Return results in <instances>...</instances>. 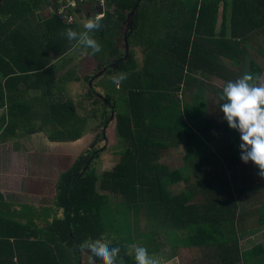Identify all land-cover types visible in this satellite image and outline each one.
I'll use <instances>...</instances> for the list:
<instances>
[{"label": "trees", "instance_id": "16d2710c", "mask_svg": "<svg viewBox=\"0 0 264 264\" xmlns=\"http://www.w3.org/2000/svg\"><path fill=\"white\" fill-rule=\"evenodd\" d=\"M136 2L105 0L100 37L117 34ZM144 2L159 5L148 4L139 12V2L126 28L128 38L137 32L134 47L142 48V57L132 47L107 74H126L118 86L126 110H117L114 92L103 95L109 102L103 103L92 88L85 89L83 99L102 108L101 121L90 143L57 176L53 201L63 217L44 226L50 238L39 237L38 229L29 230L1 212L5 203L0 193V264H12V257L18 264H62L61 246L103 264L79 247L97 238L121 248L117 264H135L124 241L138 231L145 241H155L149 255L161 250L156 241L162 231L167 237L176 234L183 248L207 252L211 264H264L258 257L263 246L246 251L239 246L249 231L264 228V179L250 177H261L259 169L251 161L242 162L240 134L219 110V95L228 81L250 73L257 82L264 72V0ZM47 3L0 0V143L7 136L43 131H49L50 141H76L86 127L87 117L62 93L53 72V62L77 44L62 33L68 28L84 31L85 19L63 23L57 6L42 18L39 11ZM108 47L109 55L117 53L113 40ZM74 80L84 84L88 78ZM108 105L112 120L111 112H104ZM118 141L121 148L112 151ZM171 147H178L187 170L161 161ZM107 152L110 160L112 153L116 159L97 175L95 165L108 158ZM180 181L186 184L176 191L173 186ZM109 207L117 223L104 226ZM123 215L130 221L117 226ZM121 229L126 236L117 235Z\"/></svg>", "mask_w": 264, "mask_h": 264}, {"label": "rangeland", "instance_id": "374dc122", "mask_svg": "<svg viewBox=\"0 0 264 264\" xmlns=\"http://www.w3.org/2000/svg\"><path fill=\"white\" fill-rule=\"evenodd\" d=\"M151 4L153 7H158V2L154 3H147L144 1H140L139 4V12H143L145 6ZM96 6L92 1L87 2V7H94ZM149 15V14H148ZM220 15H221V7H219V17H218V23L220 22ZM91 15H89L90 17ZM218 30V28H217ZM137 33V32H136ZM133 34L134 36L129 37V43L130 46H135L138 39V34ZM146 34V33H143ZM90 35H93L97 42L101 45V51L96 53L95 55L91 54L90 48H85L80 45H76L71 51H69L67 54L62 56L61 58L55 60L53 62V72H55V76L58 79V86L61 89L62 93L64 92L67 94L68 98L71 99L74 103H76V108L81 116L87 117V124L86 127L81 134V136L76 141H57L58 143H51L49 142V146L46 143V146L40 143L39 137H42V135L48 139L51 140L50 134L48 135L49 131H43V133L34 134V136H30L32 138H28L30 142L37 143L36 150L33 149L28 156V159H32V165L31 168H33V163L36 162V170L34 178L30 175H22V181L20 182L24 188L31 186L30 192L31 194H23L21 190V194H23V198H19L14 200L13 207H14V214H18L19 216H25V221L18 220V223L27 225L30 230L35 228L38 229L39 232H37V236L42 238H50V230L49 228H45L44 224H49L54 219H61L62 211L60 207L54 203L53 201V193L55 192V183L57 180L58 172L59 170H63L67 168L71 160L78 154V152L83 149L86 145H88L92 139L93 131L100 123V114L102 111V108H100L98 105H90L88 102H86L83 99L85 89L87 88L85 83L83 84L82 80L79 83L73 84V85H66V82L70 80V78L74 76H78L80 78L82 75V70L85 68L84 66H80V61L82 58L87 57L86 55L90 57H94L98 61H105L109 57L110 49L108 47L109 41H114L115 34L109 33L105 34L102 37H100L101 33L100 30L94 31L90 33ZM136 48V49H135ZM133 48L134 51L136 50V55L138 57H142V54H140L141 47H135ZM261 48L264 50V45H261ZM261 64L264 66V57L260 58ZM69 75L67 77V75ZM264 74V72H263ZM112 75H102L98 77L93 83L91 84L92 92L103 96L105 94L114 92L115 95V103L117 106V110L120 112H124L126 110V107L124 103L122 102V99L120 96H122L121 91L119 90V87L116 83L113 82ZM257 83H254L256 85L264 84V75L263 78H261ZM116 84V87H115ZM221 83H217L219 85ZM67 88V89H66ZM117 90V91H116ZM118 95H120L118 97ZM75 99V100H74ZM86 103V104H85ZM118 111V113H119ZM38 125V124H37ZM19 143V140H16ZM28 140L24 141L21 140V146H18L17 148H10V149H0V164H3V166H0V172L1 175H4L5 172L4 169L7 167L8 169L12 168L13 171L23 173L21 172V162L23 161L22 154L19 153V151H16V149L28 145ZM119 143H116L115 145L111 146L112 151L116 150L118 151L121 146L122 142L118 141ZM10 147V145H9ZM13 147V146H12ZM16 151V152H14ZM24 151H27L26 149ZM9 152V154H8ZM26 153V152H24ZM112 153V152H111ZM27 154V153H26ZM29 154V153H28ZM102 154V153H101ZM108 154V152H107ZM100 156V155H99ZM101 158V157H100ZM116 159V155L112 153V159L110 160V154H108V158H101L95 165V172L97 175H100L101 171H103L104 168H110L113 165V162ZM68 161V162H66ZM162 162L168 163L171 169L174 168H181L182 170H187L183 167V163L181 162V155L179 152L178 147L173 148L171 147L167 153L161 158ZM66 162V163H65ZM11 171V172H13ZM10 172V173H11ZM192 173L191 171L189 174ZM24 174V173H23ZM188 174V173H186ZM33 175V173L31 174ZM191 177V176H190ZM262 178H257L255 181L260 180ZM190 178L186 182H188ZM180 184L173 186L176 191L179 188H183L186 184L184 181H180ZM7 185V184H6ZM9 185V184H8ZM7 185V186H8ZM179 187V188H178ZM16 189L17 186H16ZM18 192V191H17ZM262 192H260L261 194ZM112 200V199H111ZM114 200V199H113ZM114 209L117 210V206H113ZM112 207H109L108 211L104 213V216L108 215V218L103 219V225L109 226L108 222H116V219L112 218L111 215ZM120 220L117 226L123 225L127 221H130V219ZM43 222V223H37V222ZM45 228V229H44ZM43 229V230H40ZM161 231V230H160ZM116 230L113 231L115 233ZM141 233L138 231V234H135L134 239H131L130 241H124V243L128 245L137 244L139 246L145 247L147 250H152V248L155 246V241H145V235H140ZM143 234V233H142ZM117 235H120L121 237L126 236V230H119ZM176 234L171 235L170 237H167L164 232L159 233V241H156L157 245L160 244L161 249L163 250L159 255L158 254H151L159 257L163 264H211L209 262L210 255L206 252L204 253L202 249L198 248H183L182 245L176 241ZM254 232L249 231V234L246 237H243L240 241H254ZM56 244L59 242L56 239ZM61 255L63 256V263L62 264H95L90 257L83 251L75 253L71 249H67L65 246H61ZM79 251V250H78ZM134 256V253L131 254ZM119 264H124L120 262Z\"/></svg>", "mask_w": 264, "mask_h": 264}, {"label": "clouds", "instance_id": "9594fccd", "mask_svg": "<svg viewBox=\"0 0 264 264\" xmlns=\"http://www.w3.org/2000/svg\"><path fill=\"white\" fill-rule=\"evenodd\" d=\"M104 11L101 12V16L97 15L99 13L93 14L85 3L82 8L76 10V18L85 19L91 15V18L83 23L84 31L77 32L68 28L62 35L69 41H76L78 45L90 48L91 54L95 55L102 49L90 33L100 29ZM112 79L119 86L126 79V74L117 73ZM253 80L252 74L245 73L235 81H228L219 95V100L223 101L219 104V110L223 113V119L227 121L228 126L240 134L239 149L242 162H253L259 169L258 175L264 177V84L256 85L252 83ZM79 247L89 250L103 264H117V258L121 253L118 245L110 246L102 238L86 240ZM126 253L129 255L134 253L135 264H163L159 257L149 255L145 247L137 244L128 245Z\"/></svg>", "mask_w": 264, "mask_h": 264}, {"label": "crops", "instance_id": "0c3cea01", "mask_svg": "<svg viewBox=\"0 0 264 264\" xmlns=\"http://www.w3.org/2000/svg\"><path fill=\"white\" fill-rule=\"evenodd\" d=\"M103 5H104V7H102V9H100L98 6L90 7L92 13L94 14V13H101V12H103L105 10V8H107V4H105V0L103 2ZM46 6L47 7H45V9L39 11L40 16L42 18L48 17L50 15L51 8H52L53 4L49 1V3H47ZM87 15H89V13H87ZM98 15L101 16L102 14H98ZM90 18H91V16L85 18V20L81 23L82 28H83V23L87 19H90ZM132 47L135 48L134 46H132ZM91 59L93 60L94 57H91ZM261 66L264 68V66L262 64H261ZM263 75L264 74L262 73L261 78H263ZM76 77H78V76H74V77L70 78V80L66 82V85H73V84L79 83L80 81H75L74 80V78H76ZM261 78L259 79V81L260 80L262 81ZM259 81H257V82H259ZM257 82H252V83H257ZM221 85L222 84H219L218 86L221 87ZM212 112H216V111H212ZM16 132H13V133H16ZM39 133H43V132H38V133H35V134H39ZM9 134H11V132L7 133L6 135H9ZM30 136H34V134L25 135L23 137L17 136V135L14 136V137L7 136L5 138V140H4V142L3 143H0V149H4V148L5 149H10V148H17L18 146H21V144H20V145H18L16 147V143H17L16 140L17 139L19 140V143H21V140H24V141L28 140L27 141V143H28L27 146L24 145V146L16 149V151H19V153L22 154V156H23V161L21 162V166H22L21 167V172H23L24 174L23 173L16 172V171H13L12 168L8 169L7 167H5V169H4V171H5V172H3V173H5L4 175H1L2 172H0V193L2 195V200L1 201L5 203V205L1 209V212L5 213L12 220L17 221V222H18L19 219L21 221H25L26 217L25 216H19L18 214H14L13 202L16 199L23 198V194H31L30 189L32 187V185L31 186H28L26 188L23 187V185L20 183L22 181V179H23L22 178V175H24V176L25 175H30V176H32V178H34V175L36 174L35 173V170H36V162L33 163V168H31L32 159H28V156L30 155V153H31V151L33 149L36 150L37 143H35L34 141L33 142H30L29 139L32 138ZM39 140H40V143L43 144L44 146H46V143L48 144L49 142L51 143V145H52V143H58L57 141H49L43 135H42V137H39ZM65 142H67V141H65ZM9 145H10V147H9ZM48 146H49V144H48ZM25 149L27 151H24ZM16 151H14V152H16ZM24 152H26L27 154L24 153ZM8 154H9V152H8ZM66 162H68V161H66ZM0 166H3V164H0ZM244 168H247L249 170L248 167H245L244 166ZM11 171H13V172H11ZM59 172H60V170H59ZM32 173H33V175H31ZM253 175H251L250 177L256 180L258 177L255 176V175L253 176ZM259 178H262L260 180H263L264 179V177H259ZM6 184L7 185L9 184V185L7 186ZM16 186H17L18 189H16ZM22 188H23V190H22ZM21 190H22L23 194H21ZM54 194H55V192L53 193V197H54ZM37 223H43V222H39L38 221ZM44 226H45V224H44ZM257 228H259V227H257ZM263 233H264V228L256 229V231H254V238H253L254 241H239L240 249L242 251H246V250H250L251 248H253L254 246H257V245H261L264 248V236H263ZM162 251L163 250L161 249L159 252L154 253V254H158L159 255ZM258 257L264 258V254L259 255ZM210 260H213V259H210ZM10 262L12 264H18V260H17L16 257H12ZM253 262H256V259H253ZM174 264H175V262H174ZM239 264H243V263H239Z\"/></svg>", "mask_w": 264, "mask_h": 264}, {"label": "flooded vegetation", "instance_id": "af4514ba", "mask_svg": "<svg viewBox=\"0 0 264 264\" xmlns=\"http://www.w3.org/2000/svg\"><path fill=\"white\" fill-rule=\"evenodd\" d=\"M136 1H137L136 4L138 5V3L140 1H146V0H136ZM137 5H136V7H137ZM131 11H135V8H133ZM127 13H129V12H127ZM133 14H134L133 12L131 14H129V22H131ZM123 21L120 24V28L118 29V33L115 34V37H114V42L116 45L117 53L109 55L107 60L102 61V62L98 61L95 58L92 60L91 57L88 55H86L87 57L82 58V60L80 61V66L82 65L85 67L82 70L81 77L82 78H88V80L85 83H87L92 76H96V78L91 81V84L98 77H100L102 75H107L108 72H110L118 64L117 60H122L123 58H126L127 54H129V52L132 50V47L130 45H129V49H126V47H125L126 43H125L124 38H126L127 40H129V38H128L127 33H126V28L122 29ZM122 34H123V36H122ZM121 54H123V55L119 56ZM92 94H93V96H96L95 93L92 92ZM109 105H108V107H105V108H109V109H104V112H107V113L111 112V110H112L110 107L111 105L110 106ZM110 117H111V114H110Z\"/></svg>", "mask_w": 264, "mask_h": 264}, {"label": "built area", "instance_id": "2783aa9c", "mask_svg": "<svg viewBox=\"0 0 264 264\" xmlns=\"http://www.w3.org/2000/svg\"><path fill=\"white\" fill-rule=\"evenodd\" d=\"M89 1L94 2L100 9L104 7V0H56L57 14L63 23L69 24L76 17V8H82V6ZM72 7L74 8L73 11L70 10Z\"/></svg>", "mask_w": 264, "mask_h": 264}, {"label": "water", "instance_id": "95a60500", "mask_svg": "<svg viewBox=\"0 0 264 264\" xmlns=\"http://www.w3.org/2000/svg\"><path fill=\"white\" fill-rule=\"evenodd\" d=\"M135 10H136V6H135ZM133 11L129 12L126 16V21L123 23V26L124 28H127V21L129 20V14H131ZM126 32H127V29H126ZM125 40V47L126 49H129V45H128V42H127V39L124 38ZM96 78V76H92L89 81L86 83V87L90 90L91 89V81L94 80ZM97 99L101 100L103 103H109L107 99H104L102 96L100 95H97L95 96ZM114 115L113 113L111 112V120L113 119Z\"/></svg>", "mask_w": 264, "mask_h": 264}]
</instances>
